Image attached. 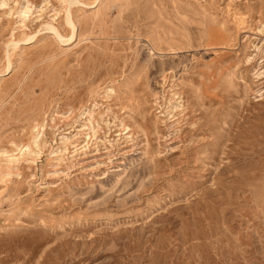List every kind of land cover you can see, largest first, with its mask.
<instances>
[{"label": "rangeland", "instance_id": "374dc122", "mask_svg": "<svg viewBox=\"0 0 264 264\" xmlns=\"http://www.w3.org/2000/svg\"><path fill=\"white\" fill-rule=\"evenodd\" d=\"M0 264H264V0H0Z\"/></svg>", "mask_w": 264, "mask_h": 264}, {"label": "bare ground", "instance_id": "6f19581e", "mask_svg": "<svg viewBox=\"0 0 264 264\" xmlns=\"http://www.w3.org/2000/svg\"><path fill=\"white\" fill-rule=\"evenodd\" d=\"M74 35V34H73Z\"/></svg>", "mask_w": 264, "mask_h": 264}]
</instances>
